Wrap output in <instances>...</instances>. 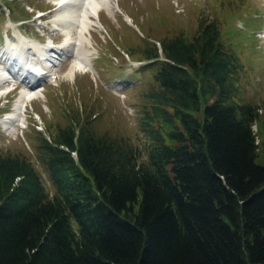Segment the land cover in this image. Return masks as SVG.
Instances as JSON below:
<instances>
[{
    "label": "trees",
    "instance_id": "obj_1",
    "mask_svg": "<svg viewBox=\"0 0 264 264\" xmlns=\"http://www.w3.org/2000/svg\"><path fill=\"white\" fill-rule=\"evenodd\" d=\"M144 45L146 147L73 112L37 131L53 194L27 154L0 153V264H264L262 108L240 58L205 16Z\"/></svg>",
    "mask_w": 264,
    "mask_h": 264
},
{
    "label": "rangeland",
    "instance_id": "obj_2",
    "mask_svg": "<svg viewBox=\"0 0 264 264\" xmlns=\"http://www.w3.org/2000/svg\"><path fill=\"white\" fill-rule=\"evenodd\" d=\"M116 3L112 14L101 9L102 22L98 16L94 17L101 24L93 25L91 34H87L92 57L90 70L77 72L72 78L63 76L72 58L63 60L62 68L56 67L58 73L39 82L43 94L28 103L14 125L7 126L2 121L24 86L13 78L0 86V153L27 154L53 194L54 189L37 159V131L44 130L49 135L57 126L66 124L73 112L95 110L100 115L96 125L99 132L118 134L146 147L147 140L139 129V110L153 71L152 64H147L149 59L138 50L164 37L192 34L198 19L205 16L219 22L223 42L241 60L238 80L242 96L262 108L263 126H257L255 131L260 154L264 156V0H116ZM56 5L53 0H0L1 66L4 50L20 35L53 47L61 44L63 35L50 22ZM122 10L123 14L119 13ZM39 12L46 15L37 18ZM26 19L30 20L23 25L22 20ZM7 84L18 87L5 96L3 93L10 89H3Z\"/></svg>",
    "mask_w": 264,
    "mask_h": 264
},
{
    "label": "bare ground",
    "instance_id": "obj_3",
    "mask_svg": "<svg viewBox=\"0 0 264 264\" xmlns=\"http://www.w3.org/2000/svg\"><path fill=\"white\" fill-rule=\"evenodd\" d=\"M53 1L57 7L53 8L54 18L50 22L53 23L54 29L63 35L61 44L53 47L39 41H29L20 35L2 54L0 86L11 81L12 78L19 81L23 78L20 82H25L13 109L2 121L4 125H14L21 119L28 103L43 94V88L40 87L41 84L38 85L39 82L48 75L58 73L56 67L61 65L62 68L67 58L72 59L69 61L67 70L63 72V76L72 78L77 72L90 70L92 57L87 34H91L93 25L102 22L101 9L112 14L117 7L116 0ZM95 16H98L100 21H96Z\"/></svg>",
    "mask_w": 264,
    "mask_h": 264
}]
</instances>
